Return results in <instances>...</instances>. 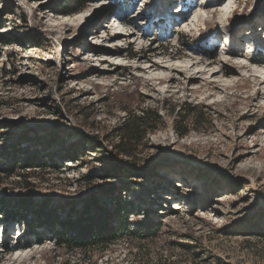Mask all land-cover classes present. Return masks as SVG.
I'll return each instance as SVG.
<instances>
[{
	"label": "rangeland",
	"instance_id": "1",
	"mask_svg": "<svg viewBox=\"0 0 264 264\" xmlns=\"http://www.w3.org/2000/svg\"><path fill=\"white\" fill-rule=\"evenodd\" d=\"M200 2L0 0V166L14 171L0 176V264H264L263 76L249 75L259 68L252 63L236 66L245 44L264 55V0H215L202 10L206 23L183 29ZM220 3L229 7L221 31L212 13ZM104 26L141 40L111 45ZM229 37L234 54L224 56ZM190 52L210 67L226 62L230 73L189 83L178 72L160 84L143 73L148 61ZM187 105L199 124L180 138L175 111L183 116ZM144 111L163 123L131 157L118 154L119 127ZM26 151L46 166L20 169ZM94 197L109 212L130 208L132 227L158 223V234L120 236L80 256L57 248L32 215L45 204L65 220Z\"/></svg>",
	"mask_w": 264,
	"mask_h": 264
},
{
	"label": "trees",
	"instance_id": "2",
	"mask_svg": "<svg viewBox=\"0 0 264 264\" xmlns=\"http://www.w3.org/2000/svg\"><path fill=\"white\" fill-rule=\"evenodd\" d=\"M35 44L39 46V43ZM256 57L259 61L264 59L263 54H257ZM179 111H175L179 123L175 134L181 138L188 134L189 124H199L200 112L197 113L195 107L188 105L183 116ZM162 123L157 111H144L141 116L129 114L118 130V154L131 157L132 148H137L144 136L157 131ZM18 152H21L20 149ZM24 155L20 161L15 163L20 169H33L40 164H44L43 167L46 166L44 162L40 161L38 154L26 151ZM13 173V169L7 170L6 167L0 166V176L10 177ZM175 189L178 190V188ZM111 192L112 190H109V193ZM109 200L113 201L112 198ZM88 203V207L81 213H71L65 220H59L57 213L47 210L45 204L33 211L32 215L41 225L46 224L50 227L57 248L66 252L78 253L80 256H85L98 249L105 250L120 236H127L137 242H145L154 239L158 234L159 224L151 220L142 221L132 227V224L127 220V213L131 209L125 205L123 207L115 205L113 211L109 212L100 207L95 197L91 198ZM5 248L9 250L7 246Z\"/></svg>",
	"mask_w": 264,
	"mask_h": 264
},
{
	"label": "bare ground",
	"instance_id": "3",
	"mask_svg": "<svg viewBox=\"0 0 264 264\" xmlns=\"http://www.w3.org/2000/svg\"><path fill=\"white\" fill-rule=\"evenodd\" d=\"M180 2V1H179ZM183 2V0H182ZM180 2V3H182ZM215 3V0H202V2L195 4L196 6V10H194V16L192 17V19L186 23H182L181 27L185 30H189L188 31H193L195 29H197L200 24H202L203 22H207L206 18H204V11H202L203 9L206 8H213ZM179 8H182V6H180ZM228 5H224V3H220L219 6L214 8V12H212L213 14L215 13L216 15V29L221 31L224 28L225 23L228 21V15L227 14V10H228ZM181 11V10H179ZM197 11H199V13H197ZM233 10L230 11V13H232ZM187 14V13H186ZM227 14V15H226ZM112 26V25H111ZM104 31L100 30V34H105V36H107L106 38L108 39V43H110L111 45H118L121 44L125 41H132L133 43L135 42H140L141 38L140 36L134 37L131 34H127L124 31L118 30V29H114L112 27L109 26H104ZM112 28V29H110ZM109 30L110 33H109ZM264 30V29H263ZM107 31V33H105ZM263 32V31H262ZM245 35H249L248 32L244 33ZM264 37V36H263ZM94 38H97L96 35H94ZM244 39V38H243ZM251 42H255V36H252L250 38ZM261 42V41H260ZM223 46L226 47L227 46V50L224 54L225 55H233L234 53L229 49L231 42L229 41V39L226 38V41H224ZM256 44V42H255ZM256 48L254 45L252 46H248L247 44H245V47L242 49V54H248L253 50V48ZM115 48V47H114ZM94 54L93 56H96L99 54L102 55H108L109 58L112 57L114 55H116L114 52L110 51V50H106V49H96V48H90L89 49V54ZM195 55L194 52H190L189 56L187 57H182V58H171L170 55H166L165 57H162L161 60H159L158 62H146L144 64L143 67V73L148 74L147 79L149 81H160V83L162 82H169L172 83L176 80H180L179 76L180 74H178V72L181 73V75L187 79L189 83H192L193 81H196L197 79H202V76H204L203 78H205L206 83H211L213 81V78L215 77H226L227 73H230V70H228V68L226 67V62L223 61H219V63H217L216 67H210V63H203L201 62V60H197L196 58H189L190 55ZM222 54V55H223ZM239 55L238 57L243 60L240 61L239 65H236L239 69L241 68H246V66H249L250 63H253V60H249L245 59L243 56ZM92 56V57H93ZM116 59V57L114 58V60ZM238 59V60H240ZM105 60V59H104ZM103 60V61H104ZM106 61V60H105ZM101 62V61H100ZM263 63V64H262ZM213 65V64H212ZM247 72H251V74L249 75H253L255 76V79L258 78L257 74H262L263 77H259L261 79L258 78V82L261 84H264V62H261L259 65L258 69H254V70H247ZM261 95L264 96V88L263 91L261 92ZM264 98V97H263ZM260 136H264V131L259 132ZM263 137H257V140L252 144L253 146L251 147L252 149H254V147L257 145V142H260L262 140ZM254 156V154H256V150L252 151L249 150V152L245 155V156H249L251 155ZM177 209V208H176ZM15 258V257H14Z\"/></svg>",
	"mask_w": 264,
	"mask_h": 264
}]
</instances>
